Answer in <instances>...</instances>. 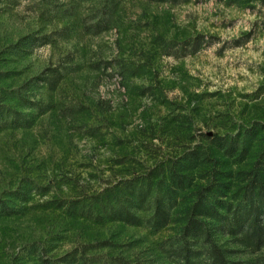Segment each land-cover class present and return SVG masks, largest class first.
<instances>
[{
	"label": "rangeland",
	"instance_id": "374dc122",
	"mask_svg": "<svg viewBox=\"0 0 264 264\" xmlns=\"http://www.w3.org/2000/svg\"><path fill=\"white\" fill-rule=\"evenodd\" d=\"M162 170L163 188L182 177L167 226L145 223L153 185L140 226L83 217ZM252 195L264 197V0H0V264H184L182 246L210 264V243L226 264H264V247L217 221L203 220L208 245L181 240L199 199L224 215Z\"/></svg>",
	"mask_w": 264,
	"mask_h": 264
},
{
	"label": "trees",
	"instance_id": "16d2710c",
	"mask_svg": "<svg viewBox=\"0 0 264 264\" xmlns=\"http://www.w3.org/2000/svg\"><path fill=\"white\" fill-rule=\"evenodd\" d=\"M8 117L9 113L6 112ZM12 113L11 115H13ZM17 115V114H15ZM222 146H226L228 150L232 149V143L224 141ZM193 158L189 157L188 161ZM155 176L151 179L147 177L137 182H125L119 186L117 190L106 192L101 203L106 207L103 209V215L88 216L94 222L101 223L102 220L123 222L132 226H140L142 221L135 212V208H142L148 202L151 194L152 185L156 188L155 199H152V213L145 223L153 230H159L168 225L170 221L169 209L176 202V191L181 189L178 186L182 183V177L179 174H170L168 181L171 187H164V171H155ZM154 182V179H158ZM175 187L177 188L175 190ZM162 192V193H161ZM254 195L248 197L245 202H240L234 207L227 206L226 213L220 215L215 211L210 201L203 202L201 199L197 201L192 211L187 215L185 225L181 231V240L190 242L189 240H202L208 245L210 242V231L205 227L204 219L217 221L220 225L221 234L234 237L237 242L249 248L252 252L258 251L264 247V197L253 199ZM173 201L172 206L169 204ZM168 208L166 207V204ZM232 208V211L231 209ZM9 215V214H6ZM209 248L204 253L205 258L210 264H226L221 252L214 246L209 244ZM199 252H195L189 247L182 246L180 255L184 264H196L193 259L198 257ZM192 260V261H191Z\"/></svg>",
	"mask_w": 264,
	"mask_h": 264
}]
</instances>
